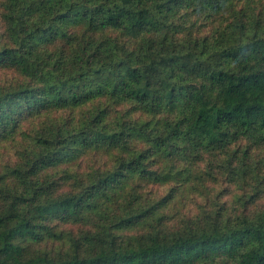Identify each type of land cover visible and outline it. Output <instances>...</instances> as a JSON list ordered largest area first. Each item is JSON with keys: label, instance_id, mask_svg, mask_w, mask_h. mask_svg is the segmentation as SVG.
I'll list each match as a JSON object with an SVG mask.
<instances>
[{"label": "trees", "instance_id": "16d2710c", "mask_svg": "<svg viewBox=\"0 0 264 264\" xmlns=\"http://www.w3.org/2000/svg\"><path fill=\"white\" fill-rule=\"evenodd\" d=\"M260 149L264 0H0V264H264Z\"/></svg>", "mask_w": 264, "mask_h": 264}, {"label": "rangeland", "instance_id": "374dc122", "mask_svg": "<svg viewBox=\"0 0 264 264\" xmlns=\"http://www.w3.org/2000/svg\"><path fill=\"white\" fill-rule=\"evenodd\" d=\"M246 143H243V145ZM5 157L8 159L10 157H13L15 153V149L12 144H9L5 147H3ZM261 151H256V153L264 154V149H260ZM106 161V156L104 155H93V154H87L82 155L76 162L75 165H73V169L75 170H88L91 167L98 166V165H104ZM212 161V160H211ZM210 166L209 163L202 164V169L206 170ZM228 170V169H227ZM217 175V183H213L211 185V189H200L199 191L196 190H186L183 195L184 196H176V200L174 201L177 203L175 205L174 203L170 206L169 210L167 211L168 215L170 216L171 221L174 222L173 217L177 213L181 214L182 218L184 214L188 212H196V210L200 211L201 208H208L212 209V207H216L218 201L217 196L220 195V199L222 202H232L233 197L235 194L239 193L241 190L237 189L235 183L230 182V178L227 176L228 171L215 169L214 170ZM229 174V173H228ZM171 186V187H170ZM167 187H162L159 189H154L155 192L158 193L159 196L166 195L169 193L170 188H172V184ZM176 206V207H175ZM179 218V219H180ZM61 228H65L69 231L75 229V227L69 226H61Z\"/></svg>", "mask_w": 264, "mask_h": 264}]
</instances>
